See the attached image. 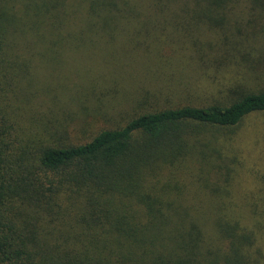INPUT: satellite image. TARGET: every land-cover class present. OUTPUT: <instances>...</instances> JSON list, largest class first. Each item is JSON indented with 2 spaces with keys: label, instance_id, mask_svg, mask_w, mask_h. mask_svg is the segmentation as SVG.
<instances>
[{
  "label": "trees",
  "instance_id": "16d2710c",
  "mask_svg": "<svg viewBox=\"0 0 264 264\" xmlns=\"http://www.w3.org/2000/svg\"><path fill=\"white\" fill-rule=\"evenodd\" d=\"M252 2L0 0V264H252L205 191L264 112Z\"/></svg>",
  "mask_w": 264,
  "mask_h": 264
},
{
  "label": "rangeland",
  "instance_id": "374dc122",
  "mask_svg": "<svg viewBox=\"0 0 264 264\" xmlns=\"http://www.w3.org/2000/svg\"><path fill=\"white\" fill-rule=\"evenodd\" d=\"M258 6V2L241 0L240 10L245 14ZM171 16L169 14L167 17L171 19ZM74 76L72 74L73 81L76 78ZM124 79L120 89L132 90L140 86L147 87L146 82L151 77L146 75V78ZM160 101L164 104V99ZM73 111L78 114L83 109L74 106ZM78 135H82V130H78ZM213 146L221 154H214L210 175L213 186L205 191L214 201L226 204L231 209L233 223H239L243 237L250 234L255 239L251 263L264 264V112L248 116L236 131L224 130ZM216 186L219 190L211 194ZM200 195L203 197L202 193ZM200 201L199 197L191 200L194 203Z\"/></svg>",
  "mask_w": 264,
  "mask_h": 264
}]
</instances>
